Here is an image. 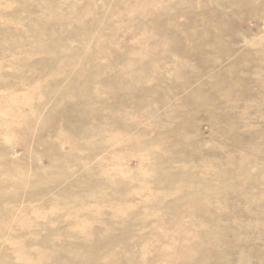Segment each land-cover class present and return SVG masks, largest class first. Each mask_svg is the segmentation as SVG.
I'll list each match as a JSON object with an SVG mask.
<instances>
[{"label":"rangeland","instance_id":"rangeland-1","mask_svg":"<svg viewBox=\"0 0 264 264\" xmlns=\"http://www.w3.org/2000/svg\"><path fill=\"white\" fill-rule=\"evenodd\" d=\"M0 264H264V0H0Z\"/></svg>","mask_w":264,"mask_h":264}]
</instances>
